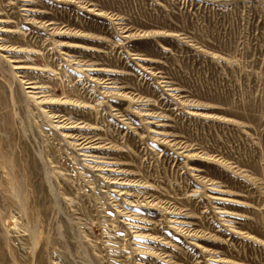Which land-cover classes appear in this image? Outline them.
<instances>
[{"label":"rangeland","instance_id":"obj_1","mask_svg":"<svg viewBox=\"0 0 264 264\" xmlns=\"http://www.w3.org/2000/svg\"><path fill=\"white\" fill-rule=\"evenodd\" d=\"M0 264H264V0H0Z\"/></svg>","mask_w":264,"mask_h":264}]
</instances>
